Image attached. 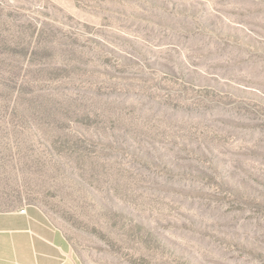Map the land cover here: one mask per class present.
<instances>
[{"label": "rangeland", "instance_id": "1", "mask_svg": "<svg viewBox=\"0 0 264 264\" xmlns=\"http://www.w3.org/2000/svg\"><path fill=\"white\" fill-rule=\"evenodd\" d=\"M0 264H264V0H0Z\"/></svg>", "mask_w": 264, "mask_h": 264}]
</instances>
